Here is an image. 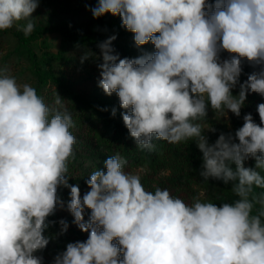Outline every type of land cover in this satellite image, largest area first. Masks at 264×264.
<instances>
[{
    "label": "clouds",
    "instance_id": "clouds-1",
    "mask_svg": "<svg viewBox=\"0 0 264 264\" xmlns=\"http://www.w3.org/2000/svg\"><path fill=\"white\" fill-rule=\"evenodd\" d=\"M38 4L0 0V31L16 26L30 35ZM90 10L94 18L119 16L138 48L154 46L121 58L115 35L98 44V87L118 97L136 147L194 140L202 153L199 176L230 185L237 199L186 203L166 188L149 191L138 172L124 170L120 153L103 161L106 171L90 173L81 197L68 183L76 125L65 99L56 92L49 105L0 67V264H43L34 253L49 244L48 217L64 206L60 186L70 189L67 209L88 237L69 242L52 264H264V191H255L264 190V103L256 109L259 124L246 114L234 135L221 133L214 143L204 133L215 129L200 123L209 106L239 117L249 91L264 97V0H98ZM222 52L230 58L221 59ZM244 59L259 71L234 96ZM248 159L254 168L245 166ZM59 226L61 235L69 228L64 219Z\"/></svg>",
    "mask_w": 264,
    "mask_h": 264
},
{
    "label": "rangeland",
    "instance_id": "rangeland-1",
    "mask_svg": "<svg viewBox=\"0 0 264 264\" xmlns=\"http://www.w3.org/2000/svg\"><path fill=\"white\" fill-rule=\"evenodd\" d=\"M97 2L39 0L32 14L35 28L30 35L26 37L16 26L0 31V67L7 68L18 83H28L36 88L49 105H52L58 92L72 114L76 126L71 131L76 137V144L75 157L68 162V183L78 185L82 197L90 190L86 184L90 173L97 169L106 171L103 161L108 156L120 153L127 160L124 170L138 172L142 184L149 191H154L155 187L166 188L186 203H191L196 197L218 205L233 202L237 197L230 185L211 179L205 182L199 176L202 153L194 140L179 144L154 140L153 151L136 147L124 126L121 116L124 110L119 107L118 97L115 93L107 96L98 87L100 74L97 65L102 62L98 44L115 35L112 47L121 58H135L155 49L150 42L138 48L134 35L121 27L119 16L105 14L94 18L90 9ZM85 53H88V59L81 62ZM220 55L221 59L230 58L227 52ZM256 71H259L258 66L242 60L239 83L232 89L234 96L239 94L240 84ZM260 98L264 103V97L260 95ZM248 101L247 97L239 117L231 112H214L209 106L207 118L200 121L205 129H215V132L204 133L209 143H214L221 133L234 135L242 127L243 117L248 112ZM113 107L116 108L115 117L111 115ZM245 166L254 168V159L246 160ZM255 191L259 193L264 190ZM69 192V188H58V197L64 206L58 204L54 214L48 217L53 222L44 233L50 238L49 244L34 253L43 258V264H52L54 257L63 252L69 242L84 241L88 237V233L82 232L73 223L74 218L67 209ZM258 209L259 205L253 214ZM84 215L87 220L90 210L85 209ZM61 219L69 224L67 232L62 235L59 234Z\"/></svg>",
    "mask_w": 264,
    "mask_h": 264
},
{
    "label": "trees",
    "instance_id": "trees-1",
    "mask_svg": "<svg viewBox=\"0 0 264 264\" xmlns=\"http://www.w3.org/2000/svg\"><path fill=\"white\" fill-rule=\"evenodd\" d=\"M209 2H211V0H209ZM247 97L249 99L248 101V112L246 114H251L253 117V120L259 124L260 123V119H259V115L257 112V105L261 103V98L260 95L257 93H253V92H248Z\"/></svg>",
    "mask_w": 264,
    "mask_h": 264
}]
</instances>
